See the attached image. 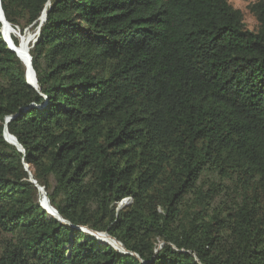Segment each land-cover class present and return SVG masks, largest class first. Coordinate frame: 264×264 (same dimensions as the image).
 Instances as JSON below:
<instances>
[{
    "label": "trees",
    "instance_id": "trees-1",
    "mask_svg": "<svg viewBox=\"0 0 264 264\" xmlns=\"http://www.w3.org/2000/svg\"><path fill=\"white\" fill-rule=\"evenodd\" d=\"M0 9V264H264V0Z\"/></svg>",
    "mask_w": 264,
    "mask_h": 264
},
{
    "label": "water",
    "instance_id": "water-1",
    "mask_svg": "<svg viewBox=\"0 0 264 264\" xmlns=\"http://www.w3.org/2000/svg\"><path fill=\"white\" fill-rule=\"evenodd\" d=\"M0 24L3 25H8L10 26L6 21L5 19L3 18L2 16V13H1V9H0ZM12 30V29H11ZM8 50H10L11 52L15 53V55L24 62V65L26 67V70L29 74V77L27 78V85L30 86L31 88H33L34 90L37 89V84H36V81H35V76H34V73L32 71V68H31V65H30V58L27 54V58L24 59L15 49L11 48L9 46V48H7ZM12 118H8L6 120L5 123H8ZM3 137L5 138L6 141H8L10 144L16 146V148L18 150L21 151V148L20 146L17 144V142L15 141L14 138H12L6 131V129H4V132H3ZM22 152V151H21ZM24 169L25 171H28V167L26 165H24ZM29 174V173H28ZM29 177H30V182L32 184L35 185L34 181L31 179V175L29 174ZM38 190L42 193L43 195V198L40 202V207L47 212V214L52 217V218H56L55 215L53 214V212L51 211V209L49 208V206L47 205V202H46V196H45V193L43 192V190L41 188H38ZM130 204V199H125L123 201H121L118 206H117V211H119L120 209H122L123 207H125L126 205ZM59 222L61 223H65L63 222L61 219H57ZM82 232H84L85 234L87 235H92V236H101L100 238H103V237H106L108 239H110L107 235L105 234H102V235H94L93 233H91L90 231L86 230L85 228H79ZM98 239H100L99 237H97ZM119 253L121 254H124V255H127L128 253L125 252L123 249H120L118 250Z\"/></svg>",
    "mask_w": 264,
    "mask_h": 264
},
{
    "label": "rangeland",
    "instance_id": "rangeland-1",
    "mask_svg": "<svg viewBox=\"0 0 264 264\" xmlns=\"http://www.w3.org/2000/svg\"><path fill=\"white\" fill-rule=\"evenodd\" d=\"M255 0H250L248 2H245L243 0H227L228 4L233 7V9H236V10H239L242 15H243V19H244V23H245V26L247 29L249 30H254L256 28V22L254 20V18L251 16L250 12H249V9H248V6ZM13 29V28H12ZM10 33V34H9ZM5 39L7 41V45H9L11 48L17 50V51H26V46L23 44L22 40L20 41V35L18 33V31L16 29H13L11 30V27L9 29L8 27V30H7V33L5 35ZM10 38H15L17 39L19 42H21V49H16L12 44H11V41H10ZM17 57V56H16ZM18 58V57H17ZM19 59V58H18ZM20 60V59H19ZM22 61V60H21ZM23 62V61H22ZM40 192V191H39ZM42 198H43V195L42 193L40 192ZM41 198V200H42ZM41 202V201H40ZM95 237H101V236H95ZM101 241H103L105 244H108V245H111L113 244V246H115V242L112 241V240H107L105 239L104 237L103 238H100ZM112 246V245H111ZM112 246V247H113ZM116 247V246H115ZM119 249V248H117Z\"/></svg>",
    "mask_w": 264,
    "mask_h": 264
},
{
    "label": "bare ground",
    "instance_id": "bare-ground-1",
    "mask_svg": "<svg viewBox=\"0 0 264 264\" xmlns=\"http://www.w3.org/2000/svg\"><path fill=\"white\" fill-rule=\"evenodd\" d=\"M8 27L10 28V26H8V25H5V24H3V32H4V34L6 35V33H7V30H8ZM17 51V50H16ZM24 59H26L27 58V53H26V51H17ZM29 74H30V72L28 73V77H29ZM105 239H107V240H111V239H108V238H106V237H104ZM112 246H113V244H111ZM116 246V247H115ZM115 246H113V248H115L116 250H120L121 248L115 243ZM117 248H119V249H117Z\"/></svg>",
    "mask_w": 264,
    "mask_h": 264
},
{
    "label": "clouds",
    "instance_id": "clouds-1",
    "mask_svg": "<svg viewBox=\"0 0 264 264\" xmlns=\"http://www.w3.org/2000/svg\"><path fill=\"white\" fill-rule=\"evenodd\" d=\"M10 25V24H9ZM11 29L13 28L11 25H10ZM13 29H16V28H13ZM12 29V30H13ZM0 35H1V38L3 40V43L6 45L7 44V41H6V37H5V34L3 32V25H1V28H0ZM38 34H35L32 39H34ZM6 48H9V45L6 46ZM10 51V50H9ZM15 54V53H14ZM24 63V62H23ZM27 82V81H26Z\"/></svg>",
    "mask_w": 264,
    "mask_h": 264
}]
</instances>
